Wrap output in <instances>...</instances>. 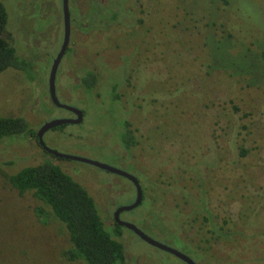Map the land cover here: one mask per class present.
<instances>
[{"label": "rangeland", "instance_id": "1", "mask_svg": "<svg viewBox=\"0 0 264 264\" xmlns=\"http://www.w3.org/2000/svg\"><path fill=\"white\" fill-rule=\"evenodd\" d=\"M2 1L7 36L31 71L0 75V118L22 117L37 134L73 118L49 94L63 0ZM68 3L71 37L56 89L84 118L49 130L45 145L137 178L144 201L120 219L196 264H264V0ZM88 72L98 79L91 92L81 84ZM127 132L134 146L125 153ZM46 161L94 198L126 264H187L125 227L116 234V210L136 200L127 180L53 157L26 134L0 142V264H86L71 259L70 235L51 207L9 181Z\"/></svg>", "mask_w": 264, "mask_h": 264}, {"label": "trees", "instance_id": "2", "mask_svg": "<svg viewBox=\"0 0 264 264\" xmlns=\"http://www.w3.org/2000/svg\"><path fill=\"white\" fill-rule=\"evenodd\" d=\"M214 1L224 7L231 4V0ZM8 22L7 8L0 0V75L9 69L30 74V63L17 57L16 49L7 36ZM261 59L264 62V51L261 53ZM97 83V76L93 73H87L82 79V85L88 92H91ZM65 127L66 125L55 130H62ZM25 134L38 139L24 118H0V142L4 138ZM133 140L132 135L126 133L123 137L125 147L129 148ZM9 181L20 196L33 192L37 199L51 207L54 215L66 226L70 235L72 260H82L86 264L127 263L124 246L106 230L94 198L56 164L46 161L38 166L24 168ZM37 212L43 214L42 210ZM121 229L122 227L115 222L118 236Z\"/></svg>", "mask_w": 264, "mask_h": 264}, {"label": "water", "instance_id": "3", "mask_svg": "<svg viewBox=\"0 0 264 264\" xmlns=\"http://www.w3.org/2000/svg\"><path fill=\"white\" fill-rule=\"evenodd\" d=\"M63 14H64V26H65V36H64V42H63V46L61 48V51L59 53V55L57 56L56 60L53 63L52 69H51V73H50V79H49V94H50V98L53 102V104L58 107V108H62L65 109L69 112L74 113L77 116V120H72V119H63V120H56V121H51L46 123L41 130L37 133V137H38V141L40 146L50 155L58 158V159H66V160H73V161H77V162H82V163H86L92 166H95L97 168H100L104 171L107 172H111L114 174H117L119 176L125 177L128 180H130L136 187L137 189V198L134 204L130 205V206H125V207H121L119 208L115 214H114V220L115 222L121 226V227H125L129 230H131L133 233H135L140 239H142L143 241H145L146 243L152 245L155 248H158L160 250H163L165 252H168L176 257H178L179 259L183 260L185 263L187 264H196L191 258H189L188 256L184 255L183 253L170 248L166 245H163L157 241H155L154 239L150 238L149 236H147L145 233H143L140 229H138L135 225L130 224V223H126L123 222L120 219V216L123 212H129L132 211L136 208H138L143 200V191L142 188L138 182V180L130 175L129 173H126L122 170H119L117 168L102 164L100 162H96L93 160H89V159H85V158H81V157H76V156H69V155H63L60 153H57L53 150H51L50 148H48L45 143H44V135L52 129L64 126V125H68V124H80L83 120V113L81 110L70 107L68 105H65L63 103H61L58 99L57 96V89H56V81H57V74H58V70L60 67V64L62 62V59L67 51V48L69 46L70 43V37H71V16H70V9H69V3L68 0H63Z\"/></svg>", "mask_w": 264, "mask_h": 264}, {"label": "flooded vegetation", "instance_id": "4", "mask_svg": "<svg viewBox=\"0 0 264 264\" xmlns=\"http://www.w3.org/2000/svg\"><path fill=\"white\" fill-rule=\"evenodd\" d=\"M88 73H89V72H88ZM90 73H91V72H90ZM86 75H87V74H85V75L83 76V78H84ZM83 78H82V79H83ZM82 79H81V84H82ZM82 86H83V85H82ZM83 88H84V87H83ZM84 89H85V88H84ZM86 91H87V90H86ZM81 111H82V110H81ZM82 113H83V112H82ZM71 114H72V116H73L72 120H77V116H76L74 113H72V112H71ZM83 118H84V115H83ZM82 122H83V120H82ZM82 122H81V123H82ZM81 123H80V124H81ZM127 133H128V132H127ZM133 143H134V140H133ZM122 145L124 146L125 153H128V152L130 151V149L133 148V146H134V145L132 144L129 148H126V147H125V144L123 143V141H122ZM117 157H118V158H117L116 160L119 162L120 165H122V163L124 162V159H125L126 157H125V158H122V157L119 156V155H118ZM94 167H95V166H94ZM96 168H97V167H96ZM99 169H100V168H99ZM101 170H102V169H101ZM119 170H121V169H119ZM106 172H107V171H106ZM109 173H111V172H109ZM112 174H114V173H112ZM115 175H117V174H115ZM118 176H119V175H118ZM120 177H122V176H120ZM123 178H124L125 180H127V182H129V184L132 185V186L135 188V190H136V198H137V189H136L135 185H134L130 180H128L127 178H125V177H123ZM136 179H137V178H136ZM137 180H138V179H137ZM138 182H139V180H138ZM139 184H140V182H139ZM140 186H141V185H140ZM141 188H142V187H141ZM119 190H124V191H126L125 188H124L123 186H121V187L119 188ZM142 191H143V189H142ZM135 201H136V200H135ZM143 201H144V191H143V200H142V202H143ZM112 202H113V203H111V206H114V203H115V202H114V201H112ZM134 203H135V202H134ZM134 203H133V204H134ZM141 204H142V203H141ZM124 207H125V206H124ZM120 208H121V207H120ZM118 209H119V208H118ZM118 209H117V210H118ZM117 210H116V211H117ZM113 219H114V218H113ZM123 222H124V221H123ZM177 258H178V257H177ZM189 258H190V257H189Z\"/></svg>", "mask_w": 264, "mask_h": 264}]
</instances>
